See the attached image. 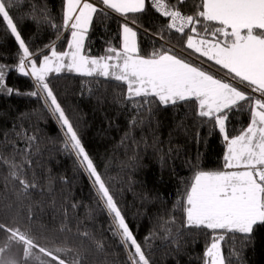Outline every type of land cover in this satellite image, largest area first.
Returning a JSON list of instances; mask_svg holds the SVG:
<instances>
[{
    "label": "snow or ice",
    "instance_id": "1",
    "mask_svg": "<svg viewBox=\"0 0 264 264\" xmlns=\"http://www.w3.org/2000/svg\"><path fill=\"white\" fill-rule=\"evenodd\" d=\"M22 2L0 0V22L17 44L14 70L30 78L34 90L19 93L8 87L5 76L12 69L0 64V93L29 95L43 102L60 127L64 151L75 157L79 169L91 180L97 201L110 218L109 231L118 237L129 264L151 261L59 102L49 79L53 73H74L124 85V100L138 111L191 102L195 114L218 129L226 143L223 169L196 170L175 207L183 215V227L202 230L209 237L203 264H231L222 249L228 234L250 240L257 228L264 227V0H194L192 13L181 11L187 0H63L61 24L53 23L46 11L39 20L33 15L34 22L48 23L55 31L52 41L36 49L22 36L10 14ZM149 8L163 21L155 33L140 23V16ZM113 15L122 18L119 43L107 42L103 55L89 54L86 41L94 22ZM141 30L162 41L147 55L142 54L138 42ZM66 31L70 38L64 36ZM165 33L179 34L183 43L178 49ZM64 39L66 50L58 51L57 42ZM243 111L249 114L248 124L230 136V116ZM16 136L25 146L13 143L12 153L0 152V166L8 169L7 179L19 186L17 198L23 200L36 187L35 180L27 178V170L33 163L31 151L37 136L27 130ZM174 222L173 218L165 223ZM165 231L171 235L170 229ZM82 235L90 238L88 233ZM96 247L102 250V242L96 241ZM13 249L17 251L13 253ZM70 251L57 248L54 253L40 245L30 229L0 220V264H81L79 253L62 257ZM232 255L238 257L235 252Z\"/></svg>",
    "mask_w": 264,
    "mask_h": 264
},
{
    "label": "trees",
    "instance_id": "2",
    "mask_svg": "<svg viewBox=\"0 0 264 264\" xmlns=\"http://www.w3.org/2000/svg\"><path fill=\"white\" fill-rule=\"evenodd\" d=\"M193 3L188 0L181 11L192 13ZM44 11L53 23L61 24L63 0H23L10 12L33 49L55 38L48 23L32 19L34 15L39 20ZM121 19L113 15L94 22L86 41L89 54L103 55L107 42L119 43ZM162 22L151 8L140 16L149 33L157 32ZM64 36L70 38V31ZM169 36L178 49L183 43L179 34L165 33L166 39ZM138 42L144 55L162 43L143 30ZM66 43V39L58 41L57 50H66ZM16 55L17 44L0 22V64L12 69L5 82L19 93L31 92L32 80L14 70ZM49 79L151 264H203L209 237L202 230L183 227V215L175 205L196 170L223 169L226 143L218 129L199 118L191 102L138 111L124 100L126 86L115 81L68 72L53 73ZM42 103L29 95L0 93V152L12 153L13 143L25 146L16 136L21 130L37 136L31 151L33 163L27 170V178L34 179L36 187L26 198L18 200L19 186L7 179L8 169L0 166V220L30 229L34 239L54 253L57 248L71 249L66 257L61 254L63 258L79 253L81 264H129L118 237L109 231L110 218L97 201L91 180L79 169L75 157L64 151L60 127ZM248 122L247 111L233 113L227 126L229 135H237ZM173 218L174 223H165ZM96 241L102 242V250L97 249ZM222 249L231 264H264V227L257 228L250 240L228 234Z\"/></svg>",
    "mask_w": 264,
    "mask_h": 264
},
{
    "label": "built area",
    "instance_id": "3",
    "mask_svg": "<svg viewBox=\"0 0 264 264\" xmlns=\"http://www.w3.org/2000/svg\"><path fill=\"white\" fill-rule=\"evenodd\" d=\"M188 1V0H187Z\"/></svg>",
    "mask_w": 264,
    "mask_h": 264
}]
</instances>
